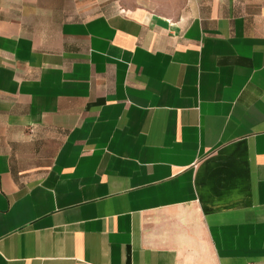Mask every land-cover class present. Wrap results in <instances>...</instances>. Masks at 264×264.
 Instances as JSON below:
<instances>
[{"label": "crops", "instance_id": "1", "mask_svg": "<svg viewBox=\"0 0 264 264\" xmlns=\"http://www.w3.org/2000/svg\"><path fill=\"white\" fill-rule=\"evenodd\" d=\"M161 1L0 0V264H264V0Z\"/></svg>", "mask_w": 264, "mask_h": 264}, {"label": "rangeland", "instance_id": "2", "mask_svg": "<svg viewBox=\"0 0 264 264\" xmlns=\"http://www.w3.org/2000/svg\"><path fill=\"white\" fill-rule=\"evenodd\" d=\"M34 8L44 16L37 17L38 23L46 26L60 24L74 18H86L98 14H112L128 6L134 0H29ZM162 1L164 4H162ZM166 12H174L181 6L182 0H162ZM152 4V0H137L138 3ZM154 4V3H153ZM149 6V5H148ZM154 6V5H153Z\"/></svg>", "mask_w": 264, "mask_h": 264}]
</instances>
